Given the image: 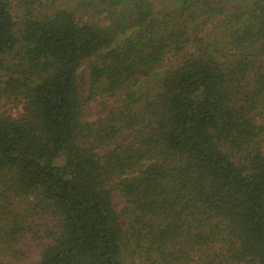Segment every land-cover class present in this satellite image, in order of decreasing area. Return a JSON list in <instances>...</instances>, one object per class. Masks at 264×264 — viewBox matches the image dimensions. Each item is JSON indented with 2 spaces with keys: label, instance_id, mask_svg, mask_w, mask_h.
<instances>
[{
  "label": "trees",
  "instance_id": "16d2710c",
  "mask_svg": "<svg viewBox=\"0 0 264 264\" xmlns=\"http://www.w3.org/2000/svg\"><path fill=\"white\" fill-rule=\"evenodd\" d=\"M0 69V264H264V0H0Z\"/></svg>",
  "mask_w": 264,
  "mask_h": 264
},
{
  "label": "rangeland",
  "instance_id": "374dc122",
  "mask_svg": "<svg viewBox=\"0 0 264 264\" xmlns=\"http://www.w3.org/2000/svg\"><path fill=\"white\" fill-rule=\"evenodd\" d=\"M15 14L18 16L20 14V11H15ZM90 63L91 61H87L83 65L79 73L80 85L86 91H89L91 86V79L88 71V67ZM170 64H172V62ZM3 75H4V71L0 69V79L1 76ZM116 107H117V101L115 98L100 97L98 99L96 98V100L94 99L93 101L89 102V104L87 105V109H86L87 122H93L102 116H107V112L112 109H116ZM21 110L22 107L20 105H18L17 103L8 102L0 96V113H8L17 116L21 112ZM113 199H114L115 210L122 216L121 221L124 229L129 228V221L126 217L123 216L124 208L127 205L126 199L123 198L122 195L119 193V191H117L116 189H114L113 191ZM125 255H127L125 257V264H130L131 261L130 258L128 257L129 256L128 253ZM137 262L139 263V259H137Z\"/></svg>",
  "mask_w": 264,
  "mask_h": 264
}]
</instances>
